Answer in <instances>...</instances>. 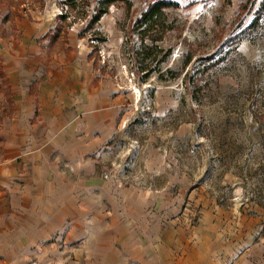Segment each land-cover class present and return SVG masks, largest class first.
Wrapping results in <instances>:
<instances>
[{
  "label": "rangeland",
  "instance_id": "374dc122",
  "mask_svg": "<svg viewBox=\"0 0 264 264\" xmlns=\"http://www.w3.org/2000/svg\"><path fill=\"white\" fill-rule=\"evenodd\" d=\"M102 1L0 0L12 83L62 115L91 105L113 121L87 166L66 169L89 191L20 264H264V0H165L162 52H146L162 62L146 78L136 22L155 0L94 20ZM5 85L2 116L16 96Z\"/></svg>",
  "mask_w": 264,
  "mask_h": 264
},
{
  "label": "crops",
  "instance_id": "0c3cea01",
  "mask_svg": "<svg viewBox=\"0 0 264 264\" xmlns=\"http://www.w3.org/2000/svg\"><path fill=\"white\" fill-rule=\"evenodd\" d=\"M19 58L17 52L11 59ZM0 62L5 86L16 93L10 104L2 105L8 113H0V264H20L23 254L65 227L66 199L73 200L75 190L89 191L92 181H74L65 176L66 169L87 166L85 156L108 137L113 121L111 112L91 105H80L75 116L62 115L49 98L26 93L23 82L14 85V76L2 58ZM22 64L17 62L15 76L25 79ZM60 98L58 104L66 103ZM80 128L84 133L77 136Z\"/></svg>",
  "mask_w": 264,
  "mask_h": 264
},
{
  "label": "trees",
  "instance_id": "16d2710c",
  "mask_svg": "<svg viewBox=\"0 0 264 264\" xmlns=\"http://www.w3.org/2000/svg\"><path fill=\"white\" fill-rule=\"evenodd\" d=\"M118 1L126 2V0H103L100 4L101 7H98L95 12L96 16L94 20H98L103 16V13L106 9L117 3ZM126 10L130 9V5L126 2ZM171 7V4L165 0H155L150 3H147L145 8L142 9L139 15V20L136 22V27L138 28V34L140 35L141 43V55L143 59H148V63L145 65L139 66V71L144 73V78L148 77L151 72L157 70L161 64V60H158L156 57L147 56L146 52L151 50H156L157 52H162L158 48V43L162 40L163 35L170 27L166 24L165 18L167 15V10ZM152 43L150 46L145 41ZM188 60L184 62V66L188 64ZM159 72V71H158ZM0 77H3L2 74V62H0ZM193 77H189V82ZM7 85V81L5 82ZM194 86V84H193ZM197 86V84H196Z\"/></svg>",
  "mask_w": 264,
  "mask_h": 264
}]
</instances>
